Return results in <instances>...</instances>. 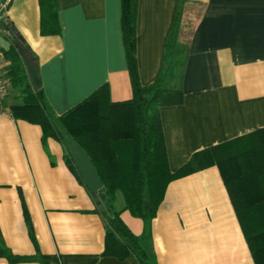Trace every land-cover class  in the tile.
Masks as SVG:
<instances>
[{
    "label": "crops",
    "instance_id": "0c3cea01",
    "mask_svg": "<svg viewBox=\"0 0 264 264\" xmlns=\"http://www.w3.org/2000/svg\"><path fill=\"white\" fill-rule=\"evenodd\" d=\"M4 3L1 19L37 65L43 97L55 115L102 86L114 103L131 99L121 0H56L57 35L41 34L39 0H0V7ZM178 6L179 0H137L135 28L138 76L145 86L162 69L165 42L181 11L183 102L159 109L171 173L200 150L264 128V0H185ZM9 43L0 34L2 51ZM1 66L10 87L0 99V244L11 258L31 260L0 257V264H43L41 256L51 257L49 264H137L102 254L106 227L96 199L69 168L62 143L45 137L41 126L11 117L10 108L23 95L10 83L5 58ZM117 195L116 212L124 208ZM232 208L217 167L171 181L150 224L156 264H255ZM126 215L122 211L121 219L142 236V221L131 229Z\"/></svg>",
    "mask_w": 264,
    "mask_h": 264
},
{
    "label": "trees",
    "instance_id": "16d2710c",
    "mask_svg": "<svg viewBox=\"0 0 264 264\" xmlns=\"http://www.w3.org/2000/svg\"><path fill=\"white\" fill-rule=\"evenodd\" d=\"M185 0H179V7ZM41 34H59L56 0H39ZM137 0H121V31L132 97L112 102L107 86H102L81 103L62 115H55L47 105L42 89L33 91L27 80L18 47L20 38L1 19L0 28L10 39L3 51L9 62L8 77L13 87L23 95L20 105L10 108L16 120L41 126L45 137L57 139L64 146L65 160L76 177L82 181L69 156L59 128L75 140L90 157L102 181L97 195L106 207L96 212L106 227L104 255L119 259L130 257L137 264H156L151 247L150 224L156 215L167 184L183 176L209 167H217L238 218L247 248L255 264H264V128L244 137L200 150L188 163L171 173L168 169L159 109L180 105L183 92L180 86L186 57L185 44L179 41L181 11L177 12L165 42L163 66L157 78L141 85L138 76L136 45ZM25 49H28L27 47ZM120 193L123 212L142 221L144 234L136 236L116 212L113 203ZM24 218L28 235L38 253V245L27 211ZM146 232V233H145ZM0 257L10 262L30 261L31 258H11L0 244ZM49 264V256L39 257Z\"/></svg>",
    "mask_w": 264,
    "mask_h": 264
},
{
    "label": "water",
    "instance_id": "95a60500",
    "mask_svg": "<svg viewBox=\"0 0 264 264\" xmlns=\"http://www.w3.org/2000/svg\"><path fill=\"white\" fill-rule=\"evenodd\" d=\"M16 45L27 73L30 86L33 91H37L42 85L38 67L34 64L33 59L27 56L23 48L20 47L19 44ZM58 130L63 138L66 150L86 186L85 188H87L91 193V196L97 200L99 197L97 195V191L102 188V181L100 180L90 157L75 140L68 138V136H66V134L60 128ZM99 204L100 208L102 209L104 207L102 202L100 201Z\"/></svg>",
    "mask_w": 264,
    "mask_h": 264
},
{
    "label": "built area",
    "instance_id": "2783aa9c",
    "mask_svg": "<svg viewBox=\"0 0 264 264\" xmlns=\"http://www.w3.org/2000/svg\"><path fill=\"white\" fill-rule=\"evenodd\" d=\"M6 6H7L6 3L2 4V6L0 7V11L5 10ZM0 34H3L1 28H0ZM2 58H4V54L3 51L0 49V99L7 95L10 87L9 82L5 79L4 73L2 72V66H1Z\"/></svg>",
    "mask_w": 264,
    "mask_h": 264
},
{
    "label": "rangeland",
    "instance_id": "374dc122",
    "mask_svg": "<svg viewBox=\"0 0 264 264\" xmlns=\"http://www.w3.org/2000/svg\"><path fill=\"white\" fill-rule=\"evenodd\" d=\"M118 196V198H119V200H120V202H121V200H122V197H121V195L120 194H118L117 195ZM100 197V200L99 201H101L102 202V204H103V206L104 207H106V203H105V201H103L104 199H103V197H101V196H99ZM129 215H126L125 217H124V219L126 220V218H128V221H130V227H131V229H134V230H136L137 228H138V226L139 225H141V223H140V221H138V219H136V218H131V216H129ZM130 218V219H129ZM146 233V232H145Z\"/></svg>",
    "mask_w": 264,
    "mask_h": 264
}]
</instances>
